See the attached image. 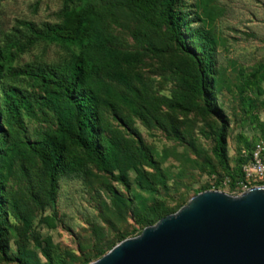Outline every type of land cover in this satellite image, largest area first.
I'll list each match as a JSON object with an SVG mask.
<instances>
[{
    "label": "rangeland",
    "instance_id": "1",
    "mask_svg": "<svg viewBox=\"0 0 264 264\" xmlns=\"http://www.w3.org/2000/svg\"><path fill=\"white\" fill-rule=\"evenodd\" d=\"M116 1L77 3L94 5L95 29L107 45L133 56L129 65L92 75L113 92L100 93L98 111L110 172L73 148L52 192L40 161L24 157L18 143L54 129V115L35 104L42 94L36 81L8 72L59 62L79 53L80 44L33 39L20 23L42 31L60 22L61 0H0V88L16 87L32 107L19 108L18 120L8 122L0 101V264H49L41 249L51 264H87L197 191L235 196L243 192L242 182L246 189L264 185V177L247 179L243 172L253 144L264 145V0H177L189 54L163 26L145 25ZM204 67L208 105L191 90ZM220 127L224 163L214 148Z\"/></svg>",
    "mask_w": 264,
    "mask_h": 264
},
{
    "label": "trees",
    "instance_id": "2",
    "mask_svg": "<svg viewBox=\"0 0 264 264\" xmlns=\"http://www.w3.org/2000/svg\"><path fill=\"white\" fill-rule=\"evenodd\" d=\"M77 3L78 0H61L60 22L54 25L45 24L42 31L37 30L30 22L20 23L29 30L33 39L59 38L67 42L76 41L80 44V52L70 54L68 58L56 63L25 65L8 72L11 77L24 76L36 81L42 94L36 99L35 104L50 110L54 115V129L44 132L32 143H18L23 147L21 153L24 157L31 155L40 161L52 192L55 189L58 170L68 162V154L73 148L82 151L85 159L98 169L106 173L110 172L106 156L110 146L99 133L98 111L102 102L100 93L112 95L113 92L109 86L94 81L92 75L102 69L115 70L122 64L129 65L133 59L131 54L108 46L106 38L95 29L98 9L94 5L77 7ZM176 3L177 0H117L114 5L135 10L142 23L153 29L163 26L175 46L189 54L191 50L180 33L182 18L176 9ZM151 48L148 46V49ZM205 73L204 67V72L198 76L191 90L194 95L202 98L205 105H208L207 91L210 86L203 79ZM1 78L3 74L0 63ZM0 101L8 122L18 120L19 108L25 112L32 111L27 97L14 86L0 88ZM214 113L219 115L216 110ZM138 116L143 120L140 114ZM222 136L223 129L220 127L215 134L214 148L218 160L224 163ZM76 163L81 165L82 161L77 158ZM117 177L121 182L125 181L122 172ZM2 189L3 180L0 175V199L3 196ZM162 216L164 215H159L157 219ZM1 231L0 224V235ZM41 251L51 264L48 253L42 249Z\"/></svg>",
    "mask_w": 264,
    "mask_h": 264
},
{
    "label": "water",
    "instance_id": "3",
    "mask_svg": "<svg viewBox=\"0 0 264 264\" xmlns=\"http://www.w3.org/2000/svg\"><path fill=\"white\" fill-rule=\"evenodd\" d=\"M87 264H264V185L197 192Z\"/></svg>",
    "mask_w": 264,
    "mask_h": 264
},
{
    "label": "built area",
    "instance_id": "4",
    "mask_svg": "<svg viewBox=\"0 0 264 264\" xmlns=\"http://www.w3.org/2000/svg\"><path fill=\"white\" fill-rule=\"evenodd\" d=\"M263 151L264 145L261 141L255 142L251 147L249 158L243 166V172L247 179L261 180L264 177ZM240 184L241 191L246 190V184L243 182Z\"/></svg>",
    "mask_w": 264,
    "mask_h": 264
}]
</instances>
